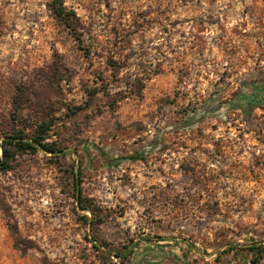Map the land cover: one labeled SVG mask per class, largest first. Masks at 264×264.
Instances as JSON below:
<instances>
[{
  "label": "rangeland",
  "instance_id": "1",
  "mask_svg": "<svg viewBox=\"0 0 264 264\" xmlns=\"http://www.w3.org/2000/svg\"><path fill=\"white\" fill-rule=\"evenodd\" d=\"M54 1L0 0V161L61 151L5 145L0 264H264V0Z\"/></svg>",
  "mask_w": 264,
  "mask_h": 264
},
{
  "label": "trees",
  "instance_id": "2",
  "mask_svg": "<svg viewBox=\"0 0 264 264\" xmlns=\"http://www.w3.org/2000/svg\"><path fill=\"white\" fill-rule=\"evenodd\" d=\"M51 9L54 13V15L61 20L65 26L67 28H69L71 31L75 32L76 31V27L74 24V19H75V13H73L72 11H67V8L64 5V2L62 0H55L52 4H51ZM1 17H0V27H1ZM253 88L255 90L256 93L259 92L262 88H264V86H253ZM249 99L250 97L247 96V99L245 101V104L250 106H253V102L249 103ZM240 100V99H239ZM232 107V106H230ZM247 109H244V111H246ZM247 112V111H246ZM199 113L196 114V116ZM209 114V112L207 113V115ZM200 115V114H199ZM206 115V116H207ZM205 115H203L204 117ZM50 130V124L48 123H44L41 127H40V131L36 134L35 137H33L31 140L29 139H25L23 135H21L20 133L15 134L13 137H9V140L4 141L5 145H9V146H14L17 148V150H23V151H36L38 149V147H40L42 150L46 151L47 153H52V154H60L61 151L56 149L55 147H53V144L47 142V132ZM5 145L3 146V154L5 155L4 159L2 161H0L1 165H7V160L10 157L9 156V149H7L5 147ZM75 199L77 201V203L79 204V207L81 210H88L91 208L92 205V200L86 198L83 195V191L80 188V186L78 184H76L75 186ZM93 212V210H91ZM257 251L259 252L258 255L260 256V258H264V247H260V248H256ZM255 250V249H254ZM255 262V261H254Z\"/></svg>",
  "mask_w": 264,
  "mask_h": 264
},
{
  "label": "flooded vegetation",
  "instance_id": "3",
  "mask_svg": "<svg viewBox=\"0 0 264 264\" xmlns=\"http://www.w3.org/2000/svg\"><path fill=\"white\" fill-rule=\"evenodd\" d=\"M200 116V115H199Z\"/></svg>",
  "mask_w": 264,
  "mask_h": 264
}]
</instances>
